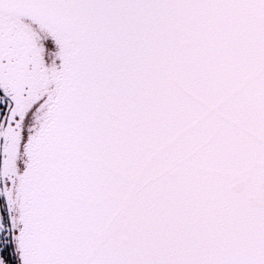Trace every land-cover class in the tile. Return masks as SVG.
I'll list each match as a JSON object with an SVG mask.
<instances>
[{
	"label": "snow or ice",
	"instance_id": "snow-or-ice-1",
	"mask_svg": "<svg viewBox=\"0 0 264 264\" xmlns=\"http://www.w3.org/2000/svg\"><path fill=\"white\" fill-rule=\"evenodd\" d=\"M0 264H264V0H0Z\"/></svg>",
	"mask_w": 264,
	"mask_h": 264
}]
</instances>
